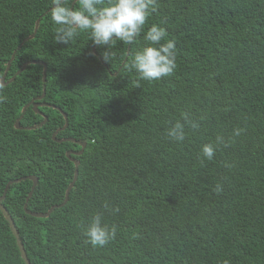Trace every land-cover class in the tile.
<instances>
[{"label":"trees","instance_id":"obj_1","mask_svg":"<svg viewBox=\"0 0 264 264\" xmlns=\"http://www.w3.org/2000/svg\"><path fill=\"white\" fill-rule=\"evenodd\" d=\"M52 3L0 0V77H13L0 103V195L8 181L35 176L26 209L61 204L75 169L65 153L85 143L70 155L78 173L67 201L47 216L23 209L31 180L5 192L29 264H264V0H156L144 29H166L177 68L139 87L127 65L145 46L143 33L132 45L117 41L105 63L103 49L89 55L88 33L69 45L53 41ZM31 99L42 103L38 112L31 104L21 112ZM62 112L67 125L55 138L73 140L51 137ZM184 112L200 127L186 126L177 143L166 130ZM18 118L38 126L17 129ZM218 135L225 143L208 160L201 147ZM97 212L117 229L103 247L84 235ZM0 264H24L1 210Z\"/></svg>","mask_w":264,"mask_h":264},{"label":"clouds","instance_id":"obj_2","mask_svg":"<svg viewBox=\"0 0 264 264\" xmlns=\"http://www.w3.org/2000/svg\"><path fill=\"white\" fill-rule=\"evenodd\" d=\"M80 7H69L67 0H53L51 20L57 26L53 41L57 44L69 45L81 33H88L93 48L103 49L99 59L110 63L114 53L112 48L117 41L132 45L143 33L145 46L134 54L129 65V71L138 75L136 81H155L171 76L177 68V50L174 40L166 39L167 31L159 24H152L145 31L144 26L151 12L156 11V0H79ZM93 58L95 52H89ZM4 86L0 84V103L6 102L3 94ZM181 121L171 124L166 135L172 141L180 143L186 138V126L193 129L200 127V122L193 120L189 113L181 114ZM240 129L234 130V135L240 134ZM222 136H217L215 143L202 145L204 158L213 159L216 147L224 144ZM218 184L216 191H221ZM106 211L118 213V206L112 207L108 202L103 205ZM116 226L104 222L103 214H94L84 226L87 243L92 247H103L115 239Z\"/></svg>","mask_w":264,"mask_h":264},{"label":"water","instance_id":"obj_3","mask_svg":"<svg viewBox=\"0 0 264 264\" xmlns=\"http://www.w3.org/2000/svg\"><path fill=\"white\" fill-rule=\"evenodd\" d=\"M38 22H39V19H36L35 24H34V28H33V32L25 38L26 40L33 38V36H34V34H35L36 30H37V27H38ZM18 47H19V46H18ZM18 47H17V48H18ZM92 51L94 52V48H93V47H92ZM126 52H127V51H126ZM12 57H13V55L11 56V58H12ZM11 58H10V59H11ZM31 62L35 63V62H38V61H34V60H33V61H31ZM27 63H28V62L23 63V64L21 65L19 71H21V70L25 67V65H26ZM40 63H42V65H43V68H42V81L44 82V81H45V70H46V66H45V64H44L43 62H40ZM8 66H9V61L7 62V66H6V69H5V70L8 69ZM5 74H6V71H5L4 74L0 77V84H2V85H5L8 81H10V80L13 79V77H11V79H9V80H7V81H4ZM44 92H45V86L43 85V86H42V92H41V94L37 97V99H41V98L44 96ZM30 104L32 105V109H33L35 112H38L37 107H38L39 105H41L42 103H37V102H35L33 99H31L27 104H25V105L21 108V112H23V111L25 110L26 106H28V105H30ZM46 105H49V104H46ZM50 106L53 107V108L59 109V108H57V107L54 106V105H50ZM40 114H42V113H40ZM62 114H63V117H64V119H65V122H64L63 126L57 128L55 131H53L51 137H52L53 140H56V141L73 140V139H69V138H62V139H56V138H55V134H56L59 130L64 129V128L66 127V125H67V122H66V115H65L63 112H62ZM42 115H43V114H42ZM45 120H46V116L43 115V120H42L38 125H41L42 123H44ZM38 125L21 126V125L19 124V118L16 119L15 124H14V126H15L17 129H34V128L37 127ZM79 144H80L81 148H80L78 151H71V150H68V151H66V153H65L66 156H67L71 161H73V163H74V165H75V169H74L73 178H72L71 182L68 184V186H67V188H66V190H65L64 200H63V202H62L61 204L51 206V207H50L46 212H44V213H40V212H30V211H28V210L26 209L27 201H28V199H29V197H30V195H31V193H32V190H33V188H34V186H35V184H36V181H37V178H36L35 176H25V177H20V178H17V179H13V180H11V181H8V182L6 183L4 189H3L2 194L0 195V210H1V212L3 213V216L5 217V219H6V220L8 221V223H9L10 229H11V231H12L13 236L15 237L16 244H17V247H18V249H19L20 256H21V258H22L23 261H24V264H29V260L27 259V255H26L25 250H24V248H23V245H22V243H21V241H20V239H19V236H18V234H17V231H16V228H15V226H14L13 220H12L11 216L9 215V213L7 212V210L5 209V207H4V206L2 205V203H1L2 199L4 198L5 192H6L7 188H8V186H9L11 183H13V182H18V181L23 180V179H25V178L31 180V181H32V185H31V188H30V190L28 191V193H27V195H26V197H25V201H24V203H23V209H24V211H25L26 213H29V214H31V215H33V216H37V217L47 216V215L50 213V211H51L54 207L62 206V205L67 201L69 191H70V189L72 188L74 182H75L76 179H77V173H78L77 166H78V162H77L75 159H73L70 155H71V154L78 155V154H80V153L83 151V148H84V146H85V143H84V142H79Z\"/></svg>","mask_w":264,"mask_h":264},{"label":"flooded vegetation","instance_id":"obj_4","mask_svg":"<svg viewBox=\"0 0 264 264\" xmlns=\"http://www.w3.org/2000/svg\"><path fill=\"white\" fill-rule=\"evenodd\" d=\"M37 103H40V101H39V102H37Z\"/></svg>","mask_w":264,"mask_h":264}]
</instances>
